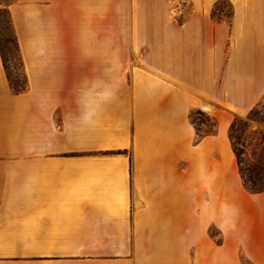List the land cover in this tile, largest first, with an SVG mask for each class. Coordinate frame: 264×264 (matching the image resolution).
<instances>
[{"label": "crops", "instance_id": "obj_1", "mask_svg": "<svg viewBox=\"0 0 264 264\" xmlns=\"http://www.w3.org/2000/svg\"><path fill=\"white\" fill-rule=\"evenodd\" d=\"M191 1L163 52L128 55L106 52V0L9 4L28 85L0 51V264H264V191L229 135L264 98V0L229 20Z\"/></svg>", "mask_w": 264, "mask_h": 264}, {"label": "rangeland", "instance_id": "obj_2", "mask_svg": "<svg viewBox=\"0 0 264 264\" xmlns=\"http://www.w3.org/2000/svg\"><path fill=\"white\" fill-rule=\"evenodd\" d=\"M11 1L2 0V3L6 5ZM192 4L191 0H106V52H124L125 55L129 52H163L168 24L179 25L184 22L192 11ZM212 15L215 19L229 20L232 15L230 0H216ZM60 37L59 52H67L72 45L69 39H63L62 35ZM0 47L11 79L23 84V69L10 15L5 6L0 9ZM235 118L238 120L235 135L244 145L245 166L252 167L258 158L264 159V98L251 114L234 115ZM193 120L198 125L206 123L207 126H202L203 130L212 129V120L206 113L194 111ZM211 231L220 241L219 231L215 227ZM242 259L245 264H251L244 256Z\"/></svg>", "mask_w": 264, "mask_h": 264}, {"label": "trees", "instance_id": "obj_3", "mask_svg": "<svg viewBox=\"0 0 264 264\" xmlns=\"http://www.w3.org/2000/svg\"><path fill=\"white\" fill-rule=\"evenodd\" d=\"M15 0L11 1L9 4L13 3ZM2 3V0H1ZM9 4L4 5L2 3V6H5L9 12L10 15V11H9ZM1 9V6H0ZM10 21H11V25H12V29H13V24H12V20H11V16H10ZM14 32V29H13ZM14 37H15V45L18 51V55H19V59L21 62V66L23 69V74H24V78L25 81L23 82V84H20L19 82H14L11 79L10 73H9V69L8 66L5 63V58L4 55L1 51V47H0V51L3 57V61H4V66L6 68L7 74H8V79L10 81V85L12 87V89L14 90V92L16 93H21L23 91H25L27 89V77L25 74V70H24V62L21 56V52H20V48L18 45V40H17V36L14 32ZM261 103V102H260ZM260 103H258L257 105H255L249 112L248 114H251L254 111V108L260 106ZM194 111H199L201 113H206L208 114V116L210 117V119L212 120V129L210 130H203L202 126L206 125V123H202L201 125H198L196 121L193 120V112ZM190 119L191 121L194 123L196 131H197V135H198V139L204 137L205 135H209V134H214L217 130V121L214 118V116H212L211 114H209L206 111H203L201 109H193L190 112ZM237 118H233V121L230 125V129H229V135H230V139L232 142V146H233V150L235 152V155L237 157V161H238V166H239V170H240V174L242 177V181H243V185L244 187L251 193H258V192H262L264 191V159L263 157L258 158L255 162L254 165L251 166H245V162L243 160V144L241 143V140L238 136L235 135L236 133V127H237ZM212 232V231H211ZM213 234V233H212ZM220 242V241H218Z\"/></svg>", "mask_w": 264, "mask_h": 264}]
</instances>
